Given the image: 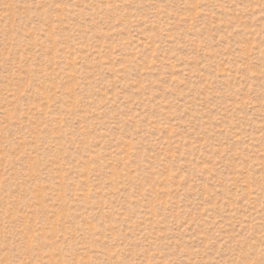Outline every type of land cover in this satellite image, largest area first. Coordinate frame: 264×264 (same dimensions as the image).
Returning <instances> with one entry per match:
<instances>
[{"label": "rangeland", "instance_id": "374dc122", "mask_svg": "<svg viewBox=\"0 0 264 264\" xmlns=\"http://www.w3.org/2000/svg\"><path fill=\"white\" fill-rule=\"evenodd\" d=\"M0 264H264V0H0Z\"/></svg>", "mask_w": 264, "mask_h": 264}]
</instances>
